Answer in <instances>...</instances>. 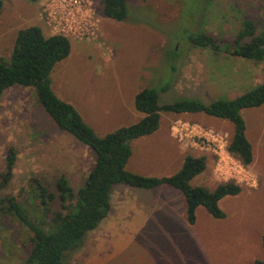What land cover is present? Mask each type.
<instances>
[{"label":"rangeland","instance_id":"rangeland-1","mask_svg":"<svg viewBox=\"0 0 264 264\" xmlns=\"http://www.w3.org/2000/svg\"><path fill=\"white\" fill-rule=\"evenodd\" d=\"M2 1L0 62L11 64L16 34L38 26V20L44 24L39 14L46 0ZM93 2L101 15L103 37L93 43L71 40V54L56 65L49 79L53 92L71 101L78 112L80 102L87 101L81 110L90 111L85 117L99 137L140 121L125 108L134 107L133 93L145 89L159 93L161 106L182 100L209 104L234 100L264 83V62L218 54L190 42L191 35L200 31L232 42L246 19L261 33L264 0H127L123 21L103 15V0ZM42 23L45 35L51 36ZM175 115L161 113L160 128L132 143L134 164L127 169L150 178L170 177L187 156H205L207 168L192 181L194 187L214 191L229 182L242 187L241 194L220 203L226 218L216 219L200 207L196 223L189 224L185 196L168 191L146 200L157 211L143 230L118 233L128 239L118 258L108 260L104 255L106 261L101 260L95 243L99 235L92 232L83 246L66 254L68 264L264 262V105L242 112L255 156L250 166L227 151L234 125L204 113L188 114L191 123L172 121L182 130L176 140L188 149L186 154L180 152L175 140L167 137ZM11 146L18 150V161L13 181L0 196L18 195L33 175L52 191L65 175L78 191L96 161L88 146L57 126L34 88L14 87L0 101V173ZM27 242L28 233L20 223L0 216V264L24 260L29 254Z\"/></svg>","mask_w":264,"mask_h":264},{"label":"trees","instance_id":"trees-1","mask_svg":"<svg viewBox=\"0 0 264 264\" xmlns=\"http://www.w3.org/2000/svg\"><path fill=\"white\" fill-rule=\"evenodd\" d=\"M2 8L3 1L0 0V14ZM103 15L116 21L125 20L127 0H103ZM70 41L60 35L46 37L40 27H30L18 32L11 64L0 62V101L5 92L14 87L34 88L38 102L57 126L88 146L96 156L94 167L78 191L71 187L65 175L56 180L55 191L33 175L18 195L0 196V216L20 223L28 233V242L24 245L29 254L18 264H68L66 254L79 248L86 235L108 217L111 192L117 184L147 190L166 185L182 192L187 202V219L192 225L196 223V212L200 207L216 219L226 218L220 203L227 197L241 194L242 187L234 182L220 184L214 191L194 187L192 181L207 168L205 156H187L175 175L150 178L128 171L132 143L160 128L161 113H204L234 125L227 151L243 165L250 166L254 153L242 112L264 105V83L234 100L209 104L182 100L161 106L159 93L145 89L135 100L137 111L144 117L137 124L99 137L78 110L60 99L51 88L49 77L56 65L71 54ZM190 42L197 48L211 49L218 54L225 52L233 57L264 62V31L257 34L256 24L250 19L244 20L232 42L219 40L205 31L192 34ZM17 161L18 150L11 146L0 173V191L7 189L13 181ZM256 264L264 262L256 261Z\"/></svg>","mask_w":264,"mask_h":264},{"label":"crops","instance_id":"crops-1","mask_svg":"<svg viewBox=\"0 0 264 264\" xmlns=\"http://www.w3.org/2000/svg\"><path fill=\"white\" fill-rule=\"evenodd\" d=\"M41 23L42 22H40L38 20V26L37 27H40L43 30V28L41 26H39V24H41ZM43 26L45 27L46 25L43 24ZM102 26H103V23H102ZM47 29L50 30L48 27H47ZM43 33H44V30H43ZM44 35H45V33H44ZM51 36H52V34H51ZM16 37H17V34H16ZM46 37H50V36H46ZM15 41H16V39H15ZM84 93L86 94V96H89L90 94H91V96H93V94L91 92L85 91ZM138 93L139 92L133 93V95H135L134 99H136V96L138 95ZM60 99H62V98L60 97ZM88 100H90V99H88ZM69 102H71V101H67V103H69ZM86 104H87V101H85L84 104H81V102H80L79 105L83 109H85L83 106H85ZM75 105H77V104H75ZM81 109L79 108V113L81 114V116L83 117L85 122L88 125H90L91 127H93L88 122V120L84 114V113H86L88 115L90 113V111H85V110H81ZM125 112H126V114L133 115L137 119V122L144 117V115L142 113L137 111L135 106L134 107L133 106H129V107L126 106ZM187 115L188 114L175 115L173 118H171L170 123H169V131L167 134V137L169 139L175 140L174 143L176 142L178 150L180 152H183L184 154H186V152L188 151V149H186L187 147L185 145H183L182 143L178 142L176 140V137H175L178 134V132L179 131L181 132L182 130L179 129L177 126L174 127V124H171V123H172V121H176V120L177 121L178 120L186 121V122L191 123L192 119H190ZM134 124H135V122L133 124L124 125L122 127L132 126ZM194 124H196V122ZM122 127H120V128H122ZM209 128L211 129L213 127H209ZM248 131H249V129H248ZM248 131H247V138H248ZM199 157H201V156H199ZM254 159H255V156H254ZM133 164L134 163H133L132 157H131V159L129 160V163L127 165L128 168L130 169V166ZM180 170H181V167L177 170V172H179ZM138 175H140V174H138ZM166 177H169V176H166ZM168 191L172 192L173 194L176 193V195H178V193H177L178 190H176L170 186H166V185H163L161 187L151 189V190L132 188V187H129V186L124 185V184H117L113 187L112 192H111V211H110L108 217L105 218L99 224V226L97 227L96 230L90 232V233L93 232V233L99 235V239L96 240L95 243H97L96 252L98 253L101 260L103 258V261H106V258L104 257V255L108 257V260L118 258L120 256L119 254L123 251V249H124L123 246L128 243V239L124 240L121 236H118V233L119 232L139 233L141 230H143L151 222V217L157 211L156 210L157 207L152 208V206L146 205V200L147 199L153 200V197L155 200L156 196L162 197L161 196L162 193H166ZM90 233H88L86 235V237ZM86 237L84 238L83 243H81V246L84 245V241H85ZM103 261H101V263Z\"/></svg>","mask_w":264,"mask_h":264},{"label":"built area","instance_id":"built-area-1","mask_svg":"<svg viewBox=\"0 0 264 264\" xmlns=\"http://www.w3.org/2000/svg\"><path fill=\"white\" fill-rule=\"evenodd\" d=\"M39 15L53 35L88 43L103 37L101 15L93 0H46Z\"/></svg>","mask_w":264,"mask_h":264}]
</instances>
